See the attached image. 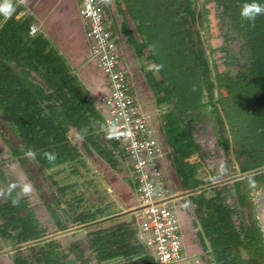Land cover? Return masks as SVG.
I'll return each instance as SVG.
<instances>
[{"label": "trees", "instance_id": "obj_1", "mask_svg": "<svg viewBox=\"0 0 264 264\" xmlns=\"http://www.w3.org/2000/svg\"><path fill=\"white\" fill-rule=\"evenodd\" d=\"M124 1L138 39L125 26L123 32L136 56L145 53L154 63L145 77L153 93L160 94L157 103L165 102L167 106L160 130L170 148L168 157L181 188H201L197 192L200 194L208 189L202 188L205 181L196 177V167L187 162L200 153L194 133L205 121L221 126L220 144L225 152L233 154L240 172L264 165V22L241 20V12L236 14L237 28L250 47V60L236 80L222 83L227 94L215 98L216 84L210 76L204 48L195 41L185 19L178 20L176 10L164 8L162 21L157 12L160 6L155 2ZM7 13L8 7L0 1V21ZM17 14L18 9H13L0 26V134L9 146V157L24 167L39 190L56 230L68 227L65 216L71 218L72 224H81L78 229H87V242L77 239L67 248L57 237L37 240L44 229L34 211L15 195L14 189L0 193V233L14 242L35 240L28 255L16 257L17 264H155L138 240L132 214L130 219L117 220L121 214L111 215L114 211L106 206H84L85 197L75 192L74 182L58 185L53 179L56 191L48 195L42 189L39 175L44 168L52 177L59 171L56 167L68 165L71 173L79 174L80 167L86 164L69 137L71 129L82 137L87 153L94 150L115 169H120L121 153L116 142L106 141L104 119L64 56L43 34H30L31 17ZM216 100L222 102L216 104ZM7 131L12 132L14 140ZM29 148L36 152L34 166L27 163ZM46 152L55 159L49 161L43 155ZM250 177L264 179V171ZM1 182L7 179L0 163V186ZM68 193L72 195L68 197ZM13 200L18 203L14 205ZM64 200L67 207L60 206ZM210 202L208 211L224 230V242L217 240L215 258L225 264L262 263L264 259L258 258L262 257L261 251H254L256 244L251 241L256 231L235 225V213L219 190ZM201 203L197 212L202 217ZM80 204L82 209H77ZM71 253L73 257H69Z\"/></svg>", "mask_w": 264, "mask_h": 264}, {"label": "built area", "instance_id": "obj_2", "mask_svg": "<svg viewBox=\"0 0 264 264\" xmlns=\"http://www.w3.org/2000/svg\"><path fill=\"white\" fill-rule=\"evenodd\" d=\"M77 5L87 58L106 83L102 91L90 92L87 98L104 119L106 141L117 143L119 161L123 158L127 166L136 195L132 216L138 240L155 264H225L207 252H185L181 219L170 200L162 165L169 149L154 127V109L140 99V82L125 60L120 35L108 22L104 0H77Z\"/></svg>", "mask_w": 264, "mask_h": 264}, {"label": "rangeland", "instance_id": "obj_3", "mask_svg": "<svg viewBox=\"0 0 264 264\" xmlns=\"http://www.w3.org/2000/svg\"><path fill=\"white\" fill-rule=\"evenodd\" d=\"M0 1L4 7H8V13H9L10 3H8L7 1H2V0ZM113 11L117 13V16L115 18L116 22L121 21V19L126 21L128 30L130 32H134L135 37H138L136 35L135 27L130 22L126 11L122 12L123 15H121V12L119 13L115 9H113ZM108 22L110 23L111 20ZM194 38L197 44L202 45L201 42L198 40L199 37L197 33L195 34ZM121 44H122V48L125 47L127 54V52L129 51L127 47L128 42L124 36H121ZM131 53H132L131 55L134 57L135 55L133 51H131ZM64 58L67 61V58L65 56ZM137 58L139 59V61H138V72H136L137 73L136 76L141 85L139 87V91H140L139 93H141L143 98L145 99L146 106L149 109L150 108H152V110L154 109L153 110L154 127L157 130V133L162 139V141L166 144L163 133L160 130L162 119H164L163 115L167 110L166 103L165 102L157 103V97L160 94H154L151 86L149 85L147 86L144 83L146 72L153 69L154 67L153 62L152 60L147 58L145 53L141 57H137ZM67 63L71 69V64L68 61ZM75 69H77V66H75ZM155 75H157L156 72ZM202 128L203 131H199L200 129L199 128L198 131L196 132V135L194 136H196V138L197 137L203 138L205 140L204 145L206 147L208 144L207 141L211 142L212 145L215 144V138L213 136L214 134L212 133V129L207 124L205 126L204 123H202ZM7 134L14 140V135L12 134V132L10 133V131H7ZM68 134L71 141L77 145L81 153V156L86 164L85 166L80 167L81 172L79 174L71 173L70 166L68 165H63L62 168H60L61 166L56 167L54 169L55 170L59 169V171L53 173L52 177L47 176L48 173H50V170L44 168L43 173L39 175V181L41 183L44 192L46 194L48 193L49 195L51 191H56L57 184L59 185V184L74 182L75 192H79V193L81 192L82 195L85 197V200L82 202L84 206L86 207L87 206L93 207V205L106 206L109 211H114L115 214L112 213L111 215L113 214L117 215L121 211H126L127 214H125L122 217H117V220L130 219L131 218L130 211H132L133 206L136 203V195L134 193L135 191L132 188L133 184L130 179L127 166L124 163V159L123 158L120 159V163H119L120 169H115L111 167L94 150L91 154L87 153L82 145V137L77 135V132H71L70 130ZM168 149L170 151L169 147ZM228 149L230 151V147ZM9 152H10L9 146L0 134V159L2 158V160H4L3 162L0 160V163L7 179L6 183L1 182L0 193L5 194L6 192H8L7 191L8 189H14L15 195L18 197H22V199L26 201L28 207H30L34 211L35 216L39 219V223L44 229V234L41 237H39L37 240L43 241L47 239V237H57V239L60 240L63 247L65 248H67V246L71 242L77 239H82L84 242H87V236H86L87 229H83V228L78 229V227H82L80 226L81 224H72L73 222L71 221V218L69 216H65V221L67 222L68 227L62 230H56L57 225L55 220L53 219L48 208L46 207L43 198L40 196L39 190L35 187L33 181L29 179L28 175L26 174L24 167L18 161L12 158H11L12 160L6 159V157H9L10 154ZM220 154H221L220 150L219 153L218 151L217 153L216 151L209 152L207 148L206 153L203 155L202 158L199 155H193L187 159V162L196 167L197 169L196 177H199L203 181H208V183L211 182L213 183L216 182L217 179L219 178L222 179L224 176L225 177H228L229 175L232 176V174L235 175L237 172H239L237 167H235V162H234L235 160L233 158V155L226 157V159L224 160V157L227 155L226 152L222 155ZM219 161L221 165H219L218 163ZM27 163L30 164L31 166H34V162L30 157ZM234 169H236V171ZM224 171L227 172L226 175L223 174ZM170 172L173 173L172 174L174 177L173 182H175L174 185H176L175 187H172L173 188L172 190L174 189L176 190V188L178 189L177 185L179 183V180L178 177L174 174V172H172V170H170ZM165 174L169 175L170 173L168 174V172L165 170ZM53 179H56L57 184L53 183ZM26 183L31 184L33 188V191L27 195H25L22 192V186ZM13 185H15V187H13ZM241 185H242L241 179H237L233 183L229 184L228 188L232 186V189L234 191L231 196H228L229 199L225 200L227 201V203H229L228 201L231 200L234 202L236 201V203L239 204V198L237 194L239 190H240L239 192H241L242 188H239ZM217 191L218 190L216 187H211V188L208 187L207 190H204L203 194L196 192L195 195H192L189 198H185L181 200V201H186V204H188L186 206L184 205L183 202H181V204H183V206L187 208V211L190 217L192 218L190 229L194 230V231L189 230L187 232L186 240L190 242L192 241L194 244H200L201 248H203L204 250L211 248L209 254L214 258L216 256L215 247L217 246V242L220 241L221 243V240L224 242V240L221 239L224 236V230L222 225L220 224L218 225L216 218L212 217L213 213L212 212L210 213L208 211L207 206L209 205V203L211 204L210 199L216 195ZM57 194L60 195L59 192H57ZM71 195H72L71 193H68V197H70ZM201 201H202L201 205H202L203 218L197 212V208L199 207L198 204ZM82 204H80L79 207H77V209H82L83 207ZM60 206L67 207L65 200L62 202V204H60ZM175 206L178 207L179 204L177 203L176 205L175 203ZM58 210L60 212L59 207ZM240 211L243 214L245 213L243 209H240ZM240 211L238 210V212ZM242 213H240L239 217H237L235 214L233 215L232 219L237 227H240L241 225L245 226V224H247V221L245 220V218H243ZM105 217L108 216H104L103 218ZM109 223L111 222L110 221L106 222V224ZM52 233L53 235L51 236ZM256 239L257 236L253 238L252 241L255 243ZM33 241L35 240H31L27 243L31 244L33 243ZM242 252L243 255L247 257L246 252L244 250H242ZM20 253L23 254V251H21ZM28 253L29 250H26L24 252L25 255H28ZM69 257H73V254L71 253ZM258 258L263 259V257H259V256ZM257 264H264V261L262 263H257Z\"/></svg>", "mask_w": 264, "mask_h": 264}, {"label": "flooded vegetation", "instance_id": "obj_4", "mask_svg": "<svg viewBox=\"0 0 264 264\" xmlns=\"http://www.w3.org/2000/svg\"><path fill=\"white\" fill-rule=\"evenodd\" d=\"M145 1L146 3L155 2L160 6V9L157 12L158 19L162 21L165 20V16L163 14V11H165L164 8L166 10L170 8L176 10L175 18H177L178 20L185 19V25L192 29V33L194 36L197 33L199 37L198 40L201 42L202 47L204 48L205 55L209 64V73L214 80V83L216 84L213 91L214 97H220L221 93L226 95L227 91L222 83L227 80H236L241 68L250 60V47L247 44V40L243 37V35L237 28L238 21L235 19V16L238 12H242L243 6L245 4L258 3L264 6V0ZM104 6L107 15L109 16L110 14L111 16L112 14V19H115L117 16V13H115L113 9H115L119 13L121 12V15H123V11L128 12L127 5L124 0H104ZM242 19L244 18L241 17V20ZM129 20H131V23L135 26V22L131 17H129ZM255 21L258 24L264 22V13L257 15ZM132 34L134 38L138 39V37H135L134 32H132ZM136 35L138 36L137 32ZM134 72L136 75V72H138V67L134 68ZM144 83L148 86L146 78H144ZM215 102L216 104H220L222 101L216 100ZM203 123L205 124V126L207 124L212 129V133L214 134L213 136L215 138V144L212 145L211 142L207 141L208 144L206 147L204 145L205 140L201 137H197L196 141L200 145V153H198V155L202 158L206 153L207 148L209 152L216 151L217 153L218 151L219 153L220 150V155L224 154L225 148L221 146L218 136V131H220L221 129L220 125L213 121H205ZM199 128V131H203L202 124ZM196 132L194 133V135H196ZM226 154L227 155L224 157V160L226 159V157L233 155L231 152H226ZM234 162L235 167H237L238 169L236 160ZM218 163L219 165H221L220 161ZM234 170L236 171V169ZM223 174L226 175L227 172L224 171ZM250 176L251 175L237 178L242 180V185L239 187L242 188L241 192H239V190L237 194L239 198V204L236 203V201L234 202L231 200L228 201V204L230 208L233 209V212L237 217H239L240 213H242L240 209H243L245 211L244 214L242 213L243 218H245V220L247 221V224H245L244 227L250 228L252 232L256 231L257 239L255 241L256 246H254V251H261L262 257L264 259V179ZM224 178L225 176L222 179ZM222 179L219 178L217 179V181H220ZM237 179L218 182L215 185H211L210 188L216 187L217 190L220 191L224 199L227 200L229 199L228 196H231L234 191L232 189V186H230L229 188L228 186ZM238 210L240 212H238ZM252 240L253 239H251V241Z\"/></svg>", "mask_w": 264, "mask_h": 264}, {"label": "crops", "instance_id": "obj_5", "mask_svg": "<svg viewBox=\"0 0 264 264\" xmlns=\"http://www.w3.org/2000/svg\"><path fill=\"white\" fill-rule=\"evenodd\" d=\"M10 3L9 13L13 9H18L17 16L28 15L32 18L30 34L41 33L45 37H47L52 44L62 53L67 61L71 64V72L77 75L81 83L86 87L88 93L92 92L94 94L102 91L105 86V78L101 74V72L97 69L95 63L87 58V46L86 39L84 35V24L80 17L77 0H2ZM7 14V16L9 15ZM128 17H130L129 13ZM7 17L4 18V20ZM110 25L113 30L121 36H124L127 40V35L123 32L124 26L127 27V23L121 19V21H117L113 18L112 14L108 16ZM0 22V26L2 22ZM131 22V20H130ZM135 27V26H134ZM128 28V27H127ZM33 30V31H31ZM132 33V32H131ZM128 42V40H127ZM128 52L126 54V49L124 48V57L127 61V64L134 68L138 67L139 59L136 57L134 47L128 42L127 44ZM131 51L134 53V57L131 55ZM77 61V62H76ZM136 65V66H134ZM77 66V69H75ZM137 78V76H136ZM146 78V77H145ZM138 79V78H137ZM140 87V83L138 84ZM139 91V90H138ZM140 92V91H139ZM140 99L143 104L146 106L145 99L140 93ZM147 107V106H146ZM148 108V107H147ZM152 109V108H150ZM71 132H75L74 129H71ZM167 145V144H166ZM167 151V149H166ZM168 154V153H167ZM165 155L162 160L163 170L168 172L169 175H166V184L169 188V191L172 193L170 198L171 202L179 204V206H175L177 208L178 214L181 219L182 231H183V243L184 250L188 254L199 253V252H207L209 253L210 249L201 248L200 244H194L192 241L186 240L187 232L191 228V220L187 208L181 204V202L186 204V201H181L185 198H189L192 195H195L196 192L201 191L199 188L192 192H186L190 189H182L180 184V179L178 183V189L172 190V187H175V182H173V173L174 169L170 164V158L168 155ZM7 160H12L9 157H6ZM2 162V158L0 159ZM175 174V172H174ZM176 175V174H175ZM177 176V175H176ZM172 178V179H171ZM208 181H205L202 188H206V185H209ZM181 192V193H180ZM188 201V200H187ZM180 202V203H179ZM130 211V210H128ZM133 211V209H132ZM123 216L126 211L119 212ZM132 214V212L130 211ZM115 214V213H114ZM113 214V215H114ZM194 231V230H192ZM66 232V231H65ZM62 233V232H61ZM53 233L51 234V236ZM31 240L23 241V242H14V240L5 238L2 233H0V264H17L16 257L19 256L21 251H23L22 255H25L24 252L29 250L30 245L29 242ZM204 250V251H202Z\"/></svg>", "mask_w": 264, "mask_h": 264}, {"label": "clouds", "instance_id": "obj_6", "mask_svg": "<svg viewBox=\"0 0 264 264\" xmlns=\"http://www.w3.org/2000/svg\"><path fill=\"white\" fill-rule=\"evenodd\" d=\"M264 13V6L258 4V3H252V4H245L243 6L242 12H241V16L242 18L248 19L250 21H254L256 16L259 14ZM254 26V24H253ZM27 156H29L30 158H35L36 156V152L34 149L29 148L28 152L26 153ZM43 155H45L49 161H52L55 159V156L50 154V153H43ZM13 187H15V185H13ZM33 191L32 185L31 184H24L22 186V192L27 195L30 194ZM18 203L17 200H13V204L16 205Z\"/></svg>", "mask_w": 264, "mask_h": 264}, {"label": "water", "instance_id": "obj_7", "mask_svg": "<svg viewBox=\"0 0 264 264\" xmlns=\"http://www.w3.org/2000/svg\"><path fill=\"white\" fill-rule=\"evenodd\" d=\"M262 171H264V165L256 167L254 169L247 170V171L237 172L235 175L225 177L224 179H222L220 181H216V182L210 183L209 185H206L205 187L208 188L211 185L217 184L218 182H224V181H227V180H233V179H237V178H242V177L253 175V174H256V173H259V172H262ZM192 191H195V190H189V191H186V192H192Z\"/></svg>", "mask_w": 264, "mask_h": 264}, {"label": "bare ground", "instance_id": "obj_8", "mask_svg": "<svg viewBox=\"0 0 264 264\" xmlns=\"http://www.w3.org/2000/svg\"><path fill=\"white\" fill-rule=\"evenodd\" d=\"M198 155V154H197Z\"/></svg>", "mask_w": 264, "mask_h": 264}]
</instances>
